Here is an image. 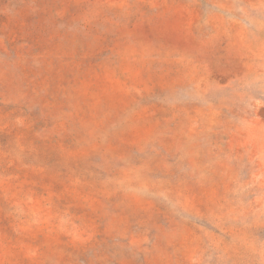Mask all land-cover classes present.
<instances>
[{"label":"rangeland","instance_id":"1","mask_svg":"<svg viewBox=\"0 0 264 264\" xmlns=\"http://www.w3.org/2000/svg\"><path fill=\"white\" fill-rule=\"evenodd\" d=\"M0 264H264V0H0Z\"/></svg>","mask_w":264,"mask_h":264}]
</instances>
